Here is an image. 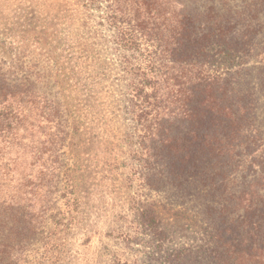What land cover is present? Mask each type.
I'll return each mask as SVG.
<instances>
[{
	"label": "trees",
	"instance_id": "trees-1",
	"mask_svg": "<svg viewBox=\"0 0 264 264\" xmlns=\"http://www.w3.org/2000/svg\"><path fill=\"white\" fill-rule=\"evenodd\" d=\"M81 7V60L104 76L114 66L124 81L135 168L190 185L204 204L200 197L222 186L227 155L247 140L239 139L244 125L256 120L264 79L253 72L264 71V0H82ZM104 46L110 64L101 59ZM19 48L10 47L11 59L0 56V264L28 261L31 246L50 238L52 215L74 187L65 178L69 131L61 98L48 88L50 66L27 60ZM257 142L248 139L253 152L261 150ZM262 211L242 236L238 217L222 209L224 228L206 221L213 245L174 249L161 264L209 257L216 264H264ZM138 217L164 239L152 208Z\"/></svg>",
	"mask_w": 264,
	"mask_h": 264
},
{
	"label": "rangeland",
	"instance_id": "rangeland-1",
	"mask_svg": "<svg viewBox=\"0 0 264 264\" xmlns=\"http://www.w3.org/2000/svg\"><path fill=\"white\" fill-rule=\"evenodd\" d=\"M81 2L0 0V56L11 59L10 47L15 52L21 46L27 60L50 66L48 88L61 98L69 131L62 151L65 178L74 187L69 186L59 203L58 215H52L50 238L31 246L25 264H114L118 259L161 264L174 249L213 245L206 221L210 219L214 229L224 228L222 209L238 217L243 236L245 225L262 220L264 210V86L257 85L260 105L253 127L245 124L239 136L247 140L236 155H227L222 186L200 197L205 205L199 204L190 185L180 188L159 174L146 175L145 165L135 168V139H127L133 125L124 81L114 66L104 76L80 58ZM90 26L94 30L95 22ZM106 47L101 59L110 64ZM253 76L263 80L264 71L256 68ZM248 139H258L261 150L253 152ZM206 203L213 206L209 211ZM142 208L155 211L164 239L139 223ZM211 263L216 260L209 257L202 264Z\"/></svg>",
	"mask_w": 264,
	"mask_h": 264
}]
</instances>
